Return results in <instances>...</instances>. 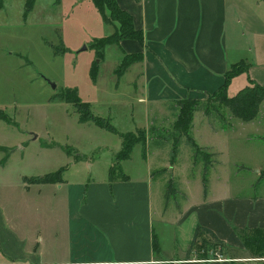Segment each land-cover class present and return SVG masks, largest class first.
Returning a JSON list of instances; mask_svg holds the SVG:
<instances>
[{
  "label": "crops",
  "instance_id": "0c3cea01",
  "mask_svg": "<svg viewBox=\"0 0 264 264\" xmlns=\"http://www.w3.org/2000/svg\"><path fill=\"white\" fill-rule=\"evenodd\" d=\"M116 3L131 16L143 39L142 45L136 40L115 45L124 56L142 55L141 61L116 76V86L128 75L126 83L137 92L139 103L151 107L153 120L164 115L161 108L168 103L218 92L235 65L244 69L229 80L227 96L248 85L264 87V0ZM229 125L225 130L203 123L210 140L200 147L215 157L206 168L203 164L198 168L190 158L183 165L177 157L170 160L178 189L173 203L166 195L168 168L154 166L150 154L142 157L141 147V161L128 169L139 144L130 159L119 165L126 177L110 178L112 159L122 148L118 135L117 143L108 138L103 145L112 159L97 175L93 162L73 151L68 154L67 148L64 156L51 143L35 144L38 136H31L19 152L0 146L5 148L0 151V189L9 192L6 200H0V264H264V258L247 254L236 233L244 228L264 229V187L257 180L264 172V154L255 147L246 150L249 136H264V119L260 113L251 122ZM236 130L240 131L233 135ZM241 132L245 133L239 136ZM232 136L238 140L236 147ZM242 150L254 177L246 183L247 191L240 192L231 182L237 170L230 153ZM73 154L80 160H74ZM69 157L72 162L62 166ZM67 165L81 168L71 174L72 179L66 178L71 169ZM58 170L63 171L56 183L28 182ZM208 170L217 181L213 186L206 181ZM190 171L198 173L189 179ZM200 226L227 245L223 256L185 260Z\"/></svg>",
  "mask_w": 264,
  "mask_h": 264
},
{
  "label": "rangeland",
  "instance_id": "374dc122",
  "mask_svg": "<svg viewBox=\"0 0 264 264\" xmlns=\"http://www.w3.org/2000/svg\"><path fill=\"white\" fill-rule=\"evenodd\" d=\"M28 2L2 0L0 3V110L11 123L0 120V146L19 152L26 147L28 139L38 136L35 144L51 143L62 155L67 148L89 160L90 164L93 162L94 175H97L96 171L103 172L112 159V153L106 151L103 145H106L108 138L112 144L117 143L119 138L94 124H80L74 106L57 101V96L63 90L76 88L80 100L90 105L91 113L109 119L119 133L143 131L147 143L146 156L150 154L151 162L157 168H168L166 176L169 177V183L166 193L173 188L174 192L170 191L167 196L173 203L174 197L177 196L175 190L178 189L173 172L170 171V160L173 158V140L178 136L176 129L182 128L185 121L182 110L187 108V112H193L188 134L201 148L200 146L210 140L203 123L222 126L226 130L230 126L229 123L239 122L221 105L224 99L211 94L190 99L189 103H168L161 108L164 115H160L155 121L151 107L147 108L139 103L137 92H134L131 84L126 83L128 75L125 74L119 81V88L116 86V71L124 55L115 45L104 49L105 58L99 65L96 82L93 83L89 78L91 62L97 61L91 44L95 40L99 41V38L112 35L115 30L117 32V23L114 24L116 26L104 24L90 0H34L30 13L26 14L24 12ZM83 47L86 49L82 50ZM47 80L54 83L56 88L52 89ZM257 110L264 119V100ZM185 114L186 117L189 116L188 113ZM180 117L181 122L178 124L177 119ZM239 131L236 130L233 135ZM243 133L245 132H241L239 136ZM252 137L254 136H249L250 145L246 150H254L255 147V150H261L264 154V136ZM231 140L232 147H236V136H232ZM165 143L168 144L164 145ZM179 143L175 157L182 165L190 158L191 163L198 168L202 164L206 168L209 165L207 163L215 159L205 148H201L196 154L184 136L180 138ZM140 147L142 148L141 144L133 153V161L128 165L129 170H133L138 161H141ZM30 152L35 154L33 150ZM243 153V150L230 153L237 170L236 177H233L231 182L240 192L247 191L246 183L254 177L249 166L245 164L249 161L244 158ZM71 159L64 158L63 163H71ZM112 163H115L114 157ZM65 164L66 162L62 166ZM69 168L71 169H68L67 179H72L71 174L81 169L77 166ZM208 171L206 181L209 179L210 185L213 186L217 181L213 178L211 170ZM111 172L115 176L119 175L118 169H112ZM197 173L198 171H190L189 179ZM204 176L205 173H202V177ZM257 180H260L264 187V172ZM194 184L190 180L193 188ZM8 193L7 189H0V200H6ZM214 251L213 247L207 248L209 258H213Z\"/></svg>",
  "mask_w": 264,
  "mask_h": 264
},
{
  "label": "trees",
  "instance_id": "16d2710c",
  "mask_svg": "<svg viewBox=\"0 0 264 264\" xmlns=\"http://www.w3.org/2000/svg\"><path fill=\"white\" fill-rule=\"evenodd\" d=\"M2 0H0L1 3ZM27 3L28 6L25 8L26 14L30 13V10L33 7L34 0H28ZM93 7L97 12L99 13L101 17V21L104 24L107 25H114L117 23L119 25L118 31H114L112 35H109L105 38L99 39V41H94L91 44L92 49L95 50V55L97 57V61H92L90 66V72H89V78L91 81H95L97 73H98V67L101 61L104 58L103 51L105 47L110 45H119L120 41L122 40H132V41H138L141 45L143 44L142 34L141 32L137 31L133 24H132V18L131 16L125 12L124 10H121L116 0H91ZM108 12V13H107ZM62 51V50H61ZM57 51H55V54ZM130 58H135L133 60H126ZM142 55L139 53H136L135 55H125L123 60L121 61L118 70L116 71L117 78L121 77L122 73L126 70V67L129 65L135 63L136 61H141ZM241 67V68H240ZM234 69H236L234 71ZM243 66L241 64L235 65L232 67L225 75V85L223 88H221L218 92H215L214 96H221L224 100V102L221 103V105L229 111V113L240 122L248 123L253 121L257 114H258V105L264 100V87H261L259 85H248L241 89L238 93H236L234 96L230 97L226 94V87L229 83V80L239 74L243 70ZM59 102H65L68 104H71L75 108V113L78 115V122L80 123H86L91 122L94 123L97 127L100 129H104L107 132H111L115 135H118L121 139L122 148L121 150L116 154L115 163L113 167L109 169L110 178H120L124 179L126 177L125 174H123L120 170V163L123 162V160L130 159V155L134 149L135 146L138 144H141L142 146V157L146 156V138L143 134V131L139 130L136 133L126 132L123 134H120L110 123L109 119H105L102 117H98L91 113L90 105L80 100L78 95V90L76 88H67L62 91L60 95L57 96ZM184 102L189 103L191 100H181ZM180 102V101H178ZM189 114V116H185V112ZM187 108H184L182 110V113L184 115V122L183 126L180 129H176L178 132V136L173 140V150H172V159L173 161L175 159V154L177 150V146L179 143L180 138L182 136L185 137L186 141H188L192 147L195 149V153L198 154L200 149L198 145H196L195 141L191 136L188 134V128L191 121V115L193 112L186 111ZM0 119L9 124H11L7 117H5L4 112L0 110ZM181 122L180 119H177V123L179 124ZM4 151V149L0 148V151ZM68 154H72L73 152L71 150H67ZM74 160L79 161L80 157H77L74 155ZM209 164V163H207ZM112 169H118L119 175L115 176L111 171ZM63 170H58L54 173H50L44 177L35 178V179H29L28 182L30 183H44V184H50V183H56L61 178V172ZM170 191H173V188H171ZM169 192L166 193L168 196ZM236 233L241 241V244H243L244 249L246 252L251 255L253 258H264V229H238L236 230ZM156 238L154 236L153 239V245L155 246ZM199 246V247H198ZM156 247V246H155ZM198 247V248H197ZM213 247L215 248L214 256L213 258H209L207 255V248ZM198 249V250H197ZM200 251L202 253L200 254ZM227 251L226 244L221 241L217 235L212 231L205 227H197L195 228V232L192 238V241L190 243V246L186 250L185 253V260L190 259L191 256L195 258V260H215V258H218L219 256H223L225 252Z\"/></svg>",
  "mask_w": 264,
  "mask_h": 264
},
{
  "label": "water",
  "instance_id": "95a60500",
  "mask_svg": "<svg viewBox=\"0 0 264 264\" xmlns=\"http://www.w3.org/2000/svg\"><path fill=\"white\" fill-rule=\"evenodd\" d=\"M85 49H86V47H83V48H82V50H85ZM47 82H48V84L52 87V89H55V88H56V86H55L54 83H52L51 81H48V80H47Z\"/></svg>",
  "mask_w": 264,
  "mask_h": 264
}]
</instances>
